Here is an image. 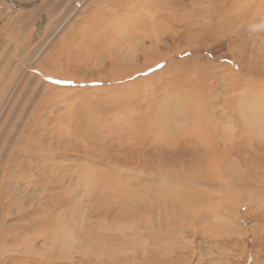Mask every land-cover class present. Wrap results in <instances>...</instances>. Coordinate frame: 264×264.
<instances>
[{"label":"bare ground","instance_id":"bare-ground-1","mask_svg":"<svg viewBox=\"0 0 264 264\" xmlns=\"http://www.w3.org/2000/svg\"><path fill=\"white\" fill-rule=\"evenodd\" d=\"M84 1H65L66 10L58 24L37 43L27 62L20 67L22 70L19 74L16 72L18 76L13 82L11 80L12 84L0 91V264L73 262L74 257L56 256V247L67 240H76L78 245L89 250L96 248L95 254L87 252L80 256V263L127 264L134 261L148 264L158 261L181 264L185 262L187 252L192 259L195 246L200 242L196 237L204 234H212L216 248L220 249L219 255L220 252L227 254L226 257L221 254L220 259L215 256L216 261L213 260L212 264H234L236 256H233L230 245L233 241L236 248L242 244L245 259L255 258L251 264H264L259 259L264 255V78L257 105L236 106L239 113L237 115L234 111L235 117L223 111L226 116L219 121L212 117V99H208L207 92L205 100L196 89H192L191 93L188 90L186 97L183 93L180 97L177 94L178 103L184 101L179 110L169 108L173 96L170 101H165L150 91L137 94L132 86L144 84L150 77L133 76L146 73L147 67L152 64L148 61L133 66L130 64L105 75L103 80L108 81L109 89L120 87L124 93L119 98L115 93L114 97L104 99L115 118L123 111H119L121 108L128 106L125 101L130 103L138 97L136 108L140 106L135 122L123 118L122 124L117 123L118 132L124 131L127 140L113 145L116 147L114 152L107 151L109 146L104 140L100 141L103 137L98 136L100 127L108 122L107 116L93 120L92 111L82 107L85 100L80 99L84 98L85 92H95L94 88L79 87L85 79L67 73L68 70L62 73L57 69L52 75L41 67L40 70H29L30 62L59 30L63 28L68 33L67 27L71 25L68 21L71 17L77 19L76 10ZM188 1L190 8L184 10L185 0H117L116 4L93 9L88 17L93 21L91 26L70 36H77L76 48L85 49L86 54L103 39L107 56L113 63L124 55L133 57L135 48L132 42L140 41L143 45L147 39L152 44L150 28L158 22L157 18L162 22L167 17L164 21H168L176 18L173 16L175 12H192L202 8L207 12L212 10V19L218 22L224 20L227 24L239 23L238 26H241L243 18L260 9L264 3V0H252L246 7L247 0L229 4L220 1L217 6L211 0H204V4L198 0ZM2 2L12 6L6 0ZM160 5L168 8L170 15L154 14L153 9ZM236 5L239 8H235ZM230 8L237 9V12L230 11L228 14ZM217 10H223V13L215 17ZM59 35L60 39L68 40L67 34L60 32ZM54 63L58 67V61ZM260 69L264 71V67ZM99 90L102 89L99 87ZM73 98L81 105L79 112L71 108ZM162 113L167 117H162ZM188 117L192 119L188 120ZM253 123L255 128L250 127ZM214 127L220 129L219 133ZM235 128L240 132L236 134ZM154 131L159 133V137L154 136ZM121 135L117 134L115 141H119ZM230 135L236 138L235 143L226 140ZM147 139H151L149 143L152 146L160 147L157 164L145 166L141 159H136L137 164L131 165L127 164V160L119 162V159H112L113 153L119 157L123 154L128 159L129 156L136 158V147H144ZM253 145L257 149L254 153L257 158L254 159L253 155L251 160L242 158L245 163L242 167L238 161L241 149L243 146L253 148ZM169 162L176 164L172 169L174 173L165 169ZM132 170L137 172L129 173ZM97 174L100 176L96 177ZM80 182L91 185L83 194L87 196L88 203L97 205L96 213L101 217L102 224L85 222L88 211L83 203L86 200L82 198V193L79 195L82 190H76ZM216 199L221 201L215 202ZM240 201L243 205L239 206ZM247 203L250 206L242 210ZM70 206L79 212L77 227L83 233V239L75 235L77 227L70 229L71 234L67 233V237L58 235L62 229L56 217L64 208L67 212ZM248 218L255 228L247 225L245 220ZM204 222L206 225L201 226ZM140 251L141 258L138 257ZM212 254L216 255L214 251ZM21 255L25 257L19 258ZM238 255L237 258L242 260V254Z\"/></svg>","mask_w":264,"mask_h":264},{"label":"rangeland","instance_id":"rangeland-1","mask_svg":"<svg viewBox=\"0 0 264 264\" xmlns=\"http://www.w3.org/2000/svg\"><path fill=\"white\" fill-rule=\"evenodd\" d=\"M17 1L22 3H29L34 0H17ZM65 1L66 0H40V2L36 3L31 8L16 9L12 6L11 7L7 6L2 2V0H0V91H4L7 85L9 87V85L12 84L10 83L11 80L13 82L14 78L18 76L19 74L18 72L22 70V68L20 67L23 66L22 64L27 62V59L36 49L38 45L37 43L45 38L46 35L45 33L47 34L50 33L52 30L51 28H54L56 24H58L59 22L58 20H60V18L64 14V10H66ZM198 1L202 4L206 3V1L204 0H198ZM220 1H223L225 4H229L232 1H241V0H211L212 3H216V6ZM249 1L252 0L245 1L246 7L249 6L248 4ZM188 2H189L188 0H185L186 5L184 10L190 8V6H188L189 5ZM91 3L95 6L92 5L90 7ZM116 3L117 0H85L84 3L79 7L80 9L78 8L76 10L75 17L77 19H75L74 17H71L69 19L68 22L71 25H69L70 27H67V29L69 28L68 33H66V30H64L63 28L59 30L57 32L58 35L55 34L53 36L52 40L46 45V47L39 54L40 56L38 55L34 59V61L30 62L29 64L30 66L29 70H33V68L34 70L35 68L40 70L39 67H41L42 70L44 69V71L49 75H52L57 69L58 71L61 70L62 73H66L65 71L68 70L67 73H70L71 75H75L78 77H83L85 79L84 81L79 83L78 85L79 87L94 88V91L96 93L93 91L91 93L90 91L85 92L83 95L84 98L80 97V99L85 100L83 101L82 107H86L87 110L90 109V111H92V116L94 118L93 120H96V118L99 117L107 116L108 122H106L100 127L101 132L98 135L100 137H103V139H101L100 141L104 140L106 142L105 145L109 146V148L106 149L107 151L109 150L113 151L114 149H116V147L113 145H115L120 141L123 143L127 140V136L126 135L124 136V131L118 132L117 123L119 122L122 124V122L126 118L127 121L131 122L132 120L133 122H135L136 121L135 118L139 117L140 106L136 108L139 102L138 97H136L137 99L133 100L130 103H128V101H125L126 105L128 106H126L125 109L124 107L121 108L119 111L120 112L122 110L123 111L121 113H117L118 118H115L114 112L112 113L111 112L112 110H110L111 109L110 105H106L107 101H105L104 99L107 98L109 99L111 98V96L114 97L115 93H117L116 97L119 98L122 97L124 93H122L123 90L121 91L120 87L114 90L109 89V83L108 81H104L103 77L105 75H111L112 73L120 71L121 69L130 66V64L133 66V65H138L140 63L141 64L146 63L147 61L152 63L147 67L148 69L146 70L148 71L146 73H142V74L138 73L135 76H133V78L134 77L137 78V76L140 77L142 75L145 77L149 75L150 77L146 82H144V84L139 83L138 85H133L132 86L134 88L133 90L137 94L139 93L140 95H142L143 91H145L146 93L152 92L151 94L154 95L156 93L155 96L157 97L159 96L158 99L165 101L166 100L170 101L169 99L173 96L171 102H169L170 109L174 108L179 110V107L181 106L183 107L184 101H180L178 103L175 96L179 94L180 97L183 96V94H185L186 97L187 93L189 91L191 93L192 89H196L198 93L200 92L199 93L200 95L202 94L201 95L202 100H205L207 94H209L208 99L209 100L212 99V115H213L212 117L217 118V120L219 121L225 118V117L223 118V116H226L223 111L228 112L229 114L232 115L234 114L235 111V114L238 115L239 111L237 109L239 108H236V106L239 107V106H247V105H257V96L259 94V89L262 85L261 80L264 78V71L260 69V67L261 68L264 67L263 65L264 64V53H263L264 52L263 51L264 50V3L262 4L261 8L255 11L254 13L247 14V16L243 18L242 22L244 24H242L241 26H238L239 23L233 25L232 24L230 25L229 23L227 24L224 20H222L223 22L221 21L218 22L216 19L215 20L212 19V10L207 12L205 10H202V8L196 10L197 12L196 11L191 12V10L189 9H188L189 11L175 12L173 16H175L176 18L169 19L168 21H164V19H166L167 17H164L162 22H160L159 18H157L156 20L158 22L153 23L150 28L149 35L150 36L152 35L151 36L152 37L151 39L153 40L152 44H150V42L147 39L144 41L145 45L144 44L142 45L140 41L132 42L134 45L133 48H135L133 51L134 52L133 57L129 58L130 56L126 57V55H124V57L122 58L115 59L113 63L116 62L117 64H113L107 56L108 55L107 48L105 47V43L103 39L101 40L103 42H99L93 45L91 52L89 54H86L84 53L85 49L76 48V43L78 42L75 40L77 36L76 37L74 36L73 38H71V36L76 31L78 32L79 30H81L79 32H83L84 29L91 26V23L93 21L91 18H90L91 20H89L88 17L91 15V11L93 9L101 6L105 7L109 4L111 5ZM157 4L158 3H156L155 5ZM237 6L238 5L234 7L239 8V6L238 7ZM70 7L71 6H69V8ZM235 8L228 9L227 11L228 14L230 13V11L236 13L237 9ZM153 12L156 15H158L159 12L162 14L164 13L165 15H170L171 13L168 8L166 9L165 7L162 6L158 8H154ZM222 13L223 10H217L215 12V15L217 14L215 17H218ZM60 32L67 34L66 36H68V40L67 38L60 39L61 36L59 35ZM160 39H162V41H159ZM142 54H144V56ZM257 55L259 56V58ZM157 57H160V59L157 60ZM20 60H22L23 62L22 61L20 62ZM56 61H58V65H57L58 67H55V65H53V63L54 62L56 63ZM13 72L15 74H13ZM11 76H13V78ZM249 85H253V86H249ZM191 86L192 88H190ZM99 87L102 90L98 91ZM209 87H212V90L210 89L211 91L209 90ZM248 87L250 88L249 90L247 91L244 90L245 88L248 89ZM148 88L149 90H147ZM207 88L209 92L207 91ZM204 89H206V91ZM231 90H234L235 92ZM203 91L205 94L207 92V94L205 95L204 93H202ZM192 92L195 93L196 91H192ZM199 94L197 96H200ZM72 100L70 101L71 108L74 111L79 112L81 106L80 103L76 102L77 100L75 99L73 100V102ZM130 109L132 111H130ZM162 117L166 118L167 115L162 113ZM233 117L235 116L233 115ZM191 119L192 117H188V120ZM236 119L238 120V118ZM231 120L234 121V119ZM232 121L230 122L232 123ZM152 124H156V123H152ZM253 124L254 125H250V127L255 128L256 127L255 123ZM214 128L216 129L217 133H219L220 129H217L216 127ZM236 130H238V128H235L236 134L240 132L239 130L236 132ZM243 133L245 136L248 137V134H246L245 131H243ZM117 134H122L119 141H115ZM153 134L154 136L159 137V135H157L159 134L157 131L156 132L154 131ZM227 137H229V139ZM227 137H226L227 139L226 138L225 139L227 141L231 140L230 143L236 142L235 137L233 136L231 137V135ZM232 138L235 139L232 140ZM150 140L147 139L145 143L146 145H144V147L143 146L136 147L138 151V154H136V158L133 156L131 159V156H129L130 158L128 159L126 158V156H123V154L122 156L120 155L119 157L116 155V153H113L112 154L113 158L112 157L111 158L119 159V162H121V160L122 161L127 160L128 162L131 161V163L127 162V164H131V165L137 164L136 159H141L140 161H142L143 162L142 164H144L145 166L147 165L152 166V164L155 162L157 164L158 161L156 160L157 157L159 156L158 154L160 152L159 149L160 147L159 145L152 146L149 143ZM166 143L168 144L170 143V141L165 142V144ZM253 146H254L253 148H249L248 146L246 147L243 146V148L241 149L242 157L239 156L238 161L242 167L245 166V163L243 162L244 159L242 160V158L251 160L252 155L254 159L257 158V154H254L257 149L255 145ZM125 148H129V147L125 146ZM155 148L157 149L154 150V152L152 153L153 149ZM167 149L171 151L169 148ZM97 152L99 153L98 150ZM154 155L155 157H152ZM175 165L176 164L169 162V164L166 165L165 169L170 173H174L175 171L173 170L175 168ZM134 172L137 171L132 170L129 173H134ZM95 176L99 177L100 174H97ZM89 188H91L90 184L80 182L77 185L76 190L77 189H79L80 191L82 190L79 193L80 195L81 193L83 194L86 191H88ZM82 198L86 200L83 204L85 205L88 211L85 218V222L88 223L93 222L96 224H100L102 222V219L96 213L97 205L88 203L87 196L85 195L84 197V194ZM219 201L221 200L216 199L215 202H219ZM240 205H243V202H241L239 206ZM246 205H245L246 207L245 206L242 207V210L250 206L249 203H247ZM69 208L70 209L67 212L65 211V208L59 211L60 213L56 217L58 226L59 227L61 226L60 228L62 229L59 231L60 233L58 232L59 236H61V234H63L64 236L67 233L69 234L71 231L70 229H72L73 227H77V224L79 223L78 222L80 218L79 212H76L75 210L77 209H73L72 206H70ZM245 221L247 222L248 226L252 225L250 227L255 228V226H253V223H251L252 220L248 218ZM63 224H65L64 227H62ZM205 225L206 222H204L201 226H205ZM74 233H76L75 235L77 237H81L80 239H83L81 236L83 233L79 231L78 227L74 231ZM65 237H67V235ZM196 239L198 242L199 241L200 242L198 246H195V250H194L195 254L194 256H192V259H191V254L189 252L185 253V257H186L185 262L187 264H189V262L190 264H212V261L216 259L215 256L218 259H220L221 254H224L225 257L227 256V254H225L226 252L225 253L220 252L221 254L219 255L218 252L220 251V249L216 248L214 243L215 239L212 238V234L200 235L196 237ZM236 239L237 238H235L234 240ZM233 242H231L230 245L233 247V252H234L233 256H236L234 257L235 259L233 261L234 264H251L255 262L254 257L251 259L250 258L245 259L246 256L242 253L243 252L242 246H240L242 244H239L238 245L239 247L236 248V245H234ZM230 245L229 247H231ZM225 247L228 248L227 245ZM197 248L199 250H197ZM82 250H84V252ZM90 250L87 247L78 245L76 240L74 241L67 240L62 245L60 244V247L59 246L56 247V251H57L56 256L67 257L68 255V257L71 259L74 257L73 262L72 261L69 262L67 260V261H63L62 262L63 264H85V262L80 263L78 258L82 255H86L87 252L91 254H95L96 248L94 249L92 248ZM213 251L215 252L216 255L212 254ZM238 254L240 255L242 254L241 255L242 260L237 258L239 256ZM138 255H139L138 257L140 258L143 257L141 251L138 252ZM24 257L25 256L21 255L19 258L22 259ZM259 259H261V261H264V255L260 256ZM215 261L216 260H214V262ZM133 262L134 261H129L127 264H143V263H133ZM185 262H181V264H184ZM148 264H172V263L152 261L151 263Z\"/></svg>","mask_w":264,"mask_h":264},{"label":"water","instance_id":"water-1","mask_svg":"<svg viewBox=\"0 0 264 264\" xmlns=\"http://www.w3.org/2000/svg\"><path fill=\"white\" fill-rule=\"evenodd\" d=\"M6 1H8L15 8H29V7L34 6L36 3H38L39 0H34L32 2H29V3H20V2L15 1V0H6Z\"/></svg>","mask_w":264,"mask_h":264},{"label":"snow or ice","instance_id":"snow-or-ice-1","mask_svg":"<svg viewBox=\"0 0 264 264\" xmlns=\"http://www.w3.org/2000/svg\"><path fill=\"white\" fill-rule=\"evenodd\" d=\"M158 67H159V65H158Z\"/></svg>","mask_w":264,"mask_h":264}]
</instances>
